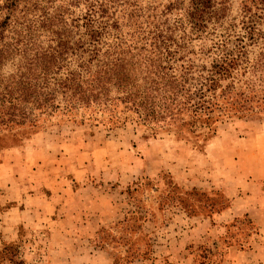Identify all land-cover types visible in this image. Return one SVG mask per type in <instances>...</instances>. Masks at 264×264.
Returning a JSON list of instances; mask_svg holds the SVG:
<instances>
[{
	"label": "rangeland",
	"instance_id": "obj_1",
	"mask_svg": "<svg viewBox=\"0 0 264 264\" xmlns=\"http://www.w3.org/2000/svg\"><path fill=\"white\" fill-rule=\"evenodd\" d=\"M227 1L229 23L256 12L252 0ZM140 2L157 14L191 0ZM0 149L16 166H42L38 176L23 172L20 189L0 185V264H264V187L232 167L264 166V115L223 120L205 142L56 116L28 133L0 130ZM58 166L113 167L85 180L95 192L77 203L40 186L60 179Z\"/></svg>",
	"mask_w": 264,
	"mask_h": 264
},
{
	"label": "trees",
	"instance_id": "obj_2",
	"mask_svg": "<svg viewBox=\"0 0 264 264\" xmlns=\"http://www.w3.org/2000/svg\"><path fill=\"white\" fill-rule=\"evenodd\" d=\"M251 2L238 26L227 0L157 14L140 0H0V130L61 116L205 142L223 120L263 116L264 0Z\"/></svg>",
	"mask_w": 264,
	"mask_h": 264
},
{
	"label": "crops",
	"instance_id": "obj_3",
	"mask_svg": "<svg viewBox=\"0 0 264 264\" xmlns=\"http://www.w3.org/2000/svg\"><path fill=\"white\" fill-rule=\"evenodd\" d=\"M7 151L0 149V185L9 186V184H14L17 189H20L23 185H26L27 183H24V171H30L31 177L38 176L39 170H41L42 166H16V162L12 164V162L7 158L6 155ZM13 153V151H11ZM11 159V158H10ZM15 165V166H12ZM112 167L113 166H58L57 177L60 179H55L53 182H44L43 184H40V186L45 187H57L59 186V189L57 190L59 193H61L64 197V195L68 194V199L76 200L77 203H81V198L85 195V193H93L95 191H92L91 188L84 182L85 180H89V177L91 176H97L104 177L105 173L107 172L108 175L112 174ZM235 169L240 168L244 169L246 171L249 170V176L251 175L252 178H247L249 180L250 185L264 187V166H232ZM55 168V167H53ZM70 177L67 178V176ZM63 176H66L65 178ZM9 179V180H8ZM39 179V178H38ZM51 180V179H50ZM8 181H12L8 183ZM37 182L35 180H31V186ZM91 186V184H90ZM66 188V189H65ZM70 189V193H68V190ZM55 194H57L55 192ZM61 195V196H62ZM103 196L102 193L99 194L97 191L94 193V196ZM59 196V195H58ZM60 196V197H61ZM62 198V197H61ZM93 198V197H92ZM264 199V196L261 197ZM103 197H101V200ZM97 203V201H95ZM256 209L253 211L255 212ZM259 211H261V208H259ZM245 213H250V211H246ZM249 216L254 220L256 218V215L249 214ZM96 217V216H94ZM258 220V219H257ZM63 221L65 219L63 218ZM255 221V220H254ZM81 224H86L85 227H88V221H82ZM261 233V230H260ZM257 255L264 256V246H261L258 249Z\"/></svg>",
	"mask_w": 264,
	"mask_h": 264
}]
</instances>
